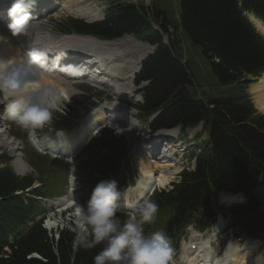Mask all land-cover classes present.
Returning a JSON list of instances; mask_svg holds the SVG:
<instances>
[{
	"label": "trees",
	"instance_id": "obj_1",
	"mask_svg": "<svg viewBox=\"0 0 264 264\" xmlns=\"http://www.w3.org/2000/svg\"><path fill=\"white\" fill-rule=\"evenodd\" d=\"M236 1L180 0L182 26L210 56L213 74L221 84L233 83L243 73L255 76L264 69V43L237 14ZM241 1L264 18V0ZM104 16L99 22L69 19L64 25L103 38H117L133 31L139 38L155 43L160 36L152 22L162 28L168 24L162 10L147 15L143 9L138 11L134 5L122 2L110 4ZM140 76L149 83L139 109L146 116L159 111L150 123L152 129L178 125L185 131L202 122L203 129L209 132L203 152L195 156L194 170L183 171L168 193L152 198L159 208L155 222L148 226L154 224L166 235L174 236L188 223L212 221L217 211L226 216L217 193L228 190L242 192L246 197L244 204L230 211L232 226L241 236L263 238L264 115L252 111L244 95L247 82L206 101L198 99L188 90L192 84L188 69L162 44L146 58ZM125 152L124 141L105 130L93 145L75 156L74 165L79 176L86 178L85 185L93 188L99 181L109 179L106 172H112V164L120 161L114 159L108 164L111 158L123 157ZM32 157L36 175L20 177L8 165L9 157L0 156V264H93L102 245L91 249L74 245L76 236L67 228L59 230L58 240L53 241L41 220H35L44 212L42 200L62 193V186L59 190L53 186L64 181L66 165L49 157ZM36 181L40 185L26 192ZM33 253L40 258L33 257Z\"/></svg>",
	"mask_w": 264,
	"mask_h": 264
},
{
	"label": "clouds",
	"instance_id": "obj_2",
	"mask_svg": "<svg viewBox=\"0 0 264 264\" xmlns=\"http://www.w3.org/2000/svg\"><path fill=\"white\" fill-rule=\"evenodd\" d=\"M36 3L37 0H12L7 10L12 36L29 35L35 26ZM5 42L7 37L0 35V43ZM45 56L39 48L29 47L0 59V94H8V118L22 129L34 130L52 118L53 89L29 88L40 79ZM121 200L132 209L127 218L118 215ZM158 208L149 198H142L133 207L116 180H101L91 190L86 204L75 205L76 220L86 229L77 234L75 242L86 249L102 245L93 264H171L173 250L166 233L145 232V225L156 220Z\"/></svg>",
	"mask_w": 264,
	"mask_h": 264
},
{
	"label": "bare ground",
	"instance_id": "obj_3",
	"mask_svg": "<svg viewBox=\"0 0 264 264\" xmlns=\"http://www.w3.org/2000/svg\"><path fill=\"white\" fill-rule=\"evenodd\" d=\"M97 0H54L51 4V10L55 11L56 13H72L88 20L98 19L101 12L98 8ZM40 17H45L44 15H38L33 18V23L37 21ZM250 20L255 24L257 29L264 33V27L262 23L250 16ZM34 28L29 30V35L26 37L24 35L19 36H12L8 25L4 22H0V35L7 37V42L0 43V59H6L12 56L17 49L27 50L29 47L39 48L42 51H45L42 46L54 44L59 48H64L67 50H71L73 53L77 54L79 51L89 50L94 53H97L101 57V61H107V65L110 67V72L114 74V76L110 77L113 81H124L127 79L126 72L129 71V61L126 59L123 61L124 57L128 56V52L124 51L123 54L119 51L116 46H118L117 41H103L99 40L92 36L80 35V34H68V35H61V36H51L50 32H53L51 29L50 32L44 29L43 22L41 24L34 23ZM43 25V26H42ZM46 27V25H45ZM104 52V53H101ZM140 52V51H139ZM141 54V53H140ZM144 56L141 54L137 58V63L139 60ZM123 61L122 65L119 61ZM118 63L120 65H118ZM135 66V65H134ZM134 69V68H133ZM122 70V73L120 71ZM65 77L57 73L56 71H48L44 69L42 71V75L38 81L35 82L34 85H30L33 88H40V87H50L53 89L54 94H58V92H65L67 97L72 96L74 94V90H71L69 85L64 82ZM119 85H123V83H118ZM73 87V86H72ZM73 89V88H72ZM250 92L252 93V97L254 99L256 107L264 112V73L250 86ZM77 94L76 98L83 99L82 102L85 104L91 100L90 96H85L83 93H75ZM7 95V94H6ZM9 96L5 97L1 103H8ZM1 106V105H0ZM117 103L106 107L104 105L100 106L99 108L95 109L98 116L103 121L105 115L108 113L110 107H118ZM122 118V117H121ZM114 120V119H113ZM108 121V120H107ZM128 122V121H127ZM126 120H122L119 118V123H124L128 126ZM93 120L88 118L85 123L81 124V126L77 129H73L66 134V137L69 139V144L63 145L65 147V151H62L65 155L72 156L75 151L77 152L79 146L77 145L80 141V137L82 135H87L86 138L96 135L97 131L99 130L100 126L98 124H93ZM124 126V125H122ZM117 133H124L123 127L120 125L115 126ZM127 133V132H126ZM130 133V132H129ZM131 138H134L133 136ZM87 140V139H85ZM49 147H44L42 152L47 151ZM143 148L142 142L137 141L134 145V149L132 154L134 155V159L136 160L137 164L139 165L137 168L139 170L140 178L137 180L136 185L133 188H130L124 192V196L130 201L132 206L134 207L138 201L142 198H145V195L149 194L151 190H155L157 188L165 187L169 184L170 181L175 177V175L179 172L178 167L174 166V164L167 163L161 160H154L150 159L147 156V152ZM11 150L15 152L18 148L12 147ZM196 151L190 153V155L195 154ZM66 157V156H65ZM13 167L16 173L18 174H25L28 171V165L23 159V155L21 153L14 154L12 159ZM69 197H63L58 199L57 203L60 205L65 206V202L67 204H71L75 207V203L69 202ZM219 199L221 201H226L229 199H234V195L228 192H222L219 194ZM118 205L120 211H129L131 212V208H127L124 204V201H118ZM61 207V206H60ZM76 216V215H75ZM76 220V219H75ZM77 223V222H75ZM214 231V232H213ZM221 233V228L218 230L213 228L211 233ZM214 236V235H213ZM191 239V238H190ZM210 239H207V243ZM191 244H195L196 248L194 250L187 249L185 246V264H199L203 263V260L207 259V251L202 252L205 250L206 247L200 245L196 239H192L190 241ZM204 243V241H203ZM247 248L252 249L253 246L255 251L257 250V245H248L245 243ZM209 250H213V247H208ZM251 251H240L237 250L235 246L230 245L227 251V257L224 263L222 264H264V255H260L257 258L250 257Z\"/></svg>",
	"mask_w": 264,
	"mask_h": 264
},
{
	"label": "rangeland",
	"instance_id": "obj_4",
	"mask_svg": "<svg viewBox=\"0 0 264 264\" xmlns=\"http://www.w3.org/2000/svg\"><path fill=\"white\" fill-rule=\"evenodd\" d=\"M114 1L117 2V1H122V0H99V1L97 0L98 8L100 9L101 14H100L99 18L96 19V20H100V19L103 18L104 10L107 8V6L110 3L114 2ZM129 1L134 2V3L143 4L145 7H148V4L150 3V1H152L153 3L155 2V3L159 4L160 7L166 9V11L170 15L173 12V15L178 17V12L180 13V0H150V1L149 0H129ZM45 7L46 8L47 7L50 8L51 7V2L47 1L46 4H45ZM73 15H75V14L67 13V12H65V13H56L55 11H51L46 17H42L41 20L35 21L34 23L41 24L43 22L44 26L43 25L42 26L44 27V29L46 31L50 32L51 30L53 31V28H48L46 23H45V21L47 22L49 27L56 28V25L54 24L56 20H59L61 18H65L67 16H73ZM75 16H77V15H75ZM47 18H49V19H47ZM84 19H86V18H84ZM50 22L52 23V25H49ZM45 25H46V27H45ZM51 33L52 32H50V34ZM263 37H264V34H263ZM117 40H118L117 41L118 46H116V48L119 49L121 54H123L124 51L128 52V56L127 57H124V55H123V61L126 60V59L129 61V71H128V73L126 72V76L128 78V77H130L132 75V74L129 75V73L132 72L133 70H135V66L131 65V60L128 57L134 56L136 54L137 50H139L142 47V45L145 46V49H146L147 52L148 51L150 52L153 49V46L150 45L148 47V45H146V44H141V43H136V42L133 43V42L129 41L126 38H122V39L120 38V39H117ZM182 46H183V49H184V53H183L184 59L189 63V68H190L193 76L195 77V79L198 82L199 90H201L203 93H206V94H209V95H214L215 92H217L219 90V85L217 83L216 77L213 75V73L211 71L208 59L202 53V46L200 44H192L190 42L188 43L185 40L182 41ZM139 51H140L139 52V56L141 54H144L142 50H139ZM101 53H104V52H101ZM124 58H126V59H124ZM123 61L121 60V61H119V63L122 65ZM119 63H118V65H120ZM120 73H122V70L120 71ZM64 82L67 85H69L71 90H74V89H72V88H74V86L81 87L85 92L88 93V94H86L85 92H83V94L85 96H87V95L90 96V97L92 96L93 99L97 98L100 101H102L104 105L106 103H112V101H111L112 99L111 98H117L118 100L119 99L122 100L121 97H117L116 95L112 94V92L110 91V89L106 85H89V84L83 83V81L81 79H78L77 81L76 80L75 81H71L69 79H64ZM250 86L251 85H249V87H248V92L250 93V95L252 97V93L250 92L251 91L250 90ZM75 93L82 94L80 92H74L73 95L75 97H77V94H75ZM130 97H131V94L128 91V94L125 95V99H127V100L133 99V98H130ZM78 99L81 100V101L83 100V99H80L79 97H78ZM252 100L254 101L253 97H252ZM3 104H7V103H1L0 104L1 105L0 106V131H2V132H0V154L1 155H5V156H10V157L13 158L14 154H16L18 152L19 153L21 152V154L24 157V161L28 165V171L25 172V174H27V173L32 171V168H31V166L29 165V163L27 161V159H28V155L26 153L27 149L31 148V149L35 150L36 152H39V151H37V149H38L40 144L35 141V139H34L35 133H33V130H27L29 139H27L24 143L20 139H15L14 137L9 136L10 134H12V129H13V126L15 125V123L8 118V115L6 114L5 111L1 112V110L4 108ZM120 105L121 106L118 107V112L108 113V118L105 119V121H101L100 117L98 115H96V114H91L90 117H92L94 122L99 124V125L100 124L101 125L106 124V125L109 126L108 122L111 123V127L110 126L109 127L113 129V132L117 136L124 137L125 140L127 141V143L131 146L130 155L128 157V160H129L128 176H130L131 180L134 181L137 178V175H138L137 171H136V168L139 165H137V163L135 162L134 157L131 154V151H132V148L134 147V145H135V143L137 141H144L145 142V147H146V144H147L146 143L147 142L146 141L147 140L146 137H148L147 132H146L147 131V127L143 123L137 122V120L135 118V115H136L137 111L133 110V113H134V115H132L133 117H129L127 113L125 114V106L123 104H121V103H120ZM68 110L69 109L66 108L64 110V112H65L66 120L70 121L69 122V125H70V123L72 121L71 115H73V114L70 113ZM72 112H78V109H76L75 111H72ZM94 112L96 113V111H94ZM113 115H118V116L122 115V118H120V119L126 120V122L128 121L127 122L128 126L125 125L124 123H119V124L112 123L110 121V119L113 118V117H111ZM137 115H139V112H138ZM4 122H6V124H7V122H10L12 124V126L11 127L7 126L4 129V127H3ZM63 122H67V121H63ZM73 122H74V119H73ZM117 125H120L125 130L124 133H122V135H118L120 133H117V130H116V127H115ZM122 125H124V126H122ZM128 130H130V131H128ZM198 130H200L199 126L196 127V129H193V130L189 131V135L188 136H189L191 142L194 139L195 132L198 131ZM132 136L134 138H131ZM203 139H204V134H202L200 136V138L198 139L199 140L198 143H200V141L203 140ZM193 144L196 145V146H199V145H197L194 142H193ZM12 147L18 148V150H15V152H13L11 150ZM79 148H81V145H80ZM191 149H192V147L190 148L189 145L180 144L179 145V149H178V157H177V159L180 160V162L178 161L177 165H175L174 163H171V162L170 163L174 164V166L178 167V169H180V171L183 168H191L192 163L187 161V159H186V156L188 155V153L191 152L190 151ZM42 154H44V153H42ZM45 154H48V153H45ZM48 155L51 158L60 159L62 162H66V160L69 159V158H70V160H72V157H70V156H66L65 157V155H62L61 157H58V155L55 154L54 152H50V154H48ZM55 155H57V156H55ZM154 160H159V158H154ZM176 179H177V174H176L174 180H172V181H175ZM134 184H135V181H134L133 185ZM169 186L170 185H168V187ZM81 187H82L81 184H79L77 186V188H79V190L81 189ZM168 187H166V188H168ZM71 188H72V192L69 194L70 198H68V199L69 200H73L74 198H76V199L79 200L80 198H78V197H80V193H78V196H77L73 192L75 187H71ZM52 201L53 200L45 202V209H46V212H47L46 216L48 218H50V222H51L50 224H52V222H55L51 218L52 215H53V216H55L56 220L60 221V222H57L58 223V229L65 228V226H67V227H70V226L75 227L77 225V223H75V222H77V220H75L74 210L71 208L69 210V213H66L63 216H60V215L56 216L55 215L56 210L58 208H60V206H63V205H60V203H56L58 200H55L53 202ZM240 201H241V196L237 195V196L234 197V200H232V203H239ZM65 207H69V205L66 202H65ZM48 222L49 221H46V223H48ZM216 224H219V227L222 230L221 233H216V237H215L216 238V242H218V239L219 240L225 239V241L231 243V245L236 246L237 250H240V251H243V252L245 250L246 251L252 250L250 257H253V258H257L260 255H264V243L263 242L258 241V240H257V242H254V241H251L253 239H247V240L240 241L241 245L238 246V245H236L238 243V239L234 238V237H231V234H233V235H236V234L233 233L232 230L226 226V220H224L221 215H219L217 217ZM75 229L78 232V229L77 228H75ZM183 234H185L187 236L186 237L187 241H190L191 239H196L197 241H199L201 243H203V241L205 243V240L201 239L202 238L201 236L205 237L209 233L199 232V231H197V229H195V231L192 230L191 233L188 232V233H183ZM212 236H213V234H212ZM209 238H211V236H209L208 239ZM245 242H247L248 245H257L258 248H257L256 252H254L255 251V249H254L255 246H253L252 249L247 248L245 246ZM204 251L205 250H202V252H204ZM183 252L184 251L182 249L180 251V256L183 255ZM184 257H185V254H184Z\"/></svg>",
	"mask_w": 264,
	"mask_h": 264
},
{
	"label": "water",
	"instance_id": "obj_5",
	"mask_svg": "<svg viewBox=\"0 0 264 264\" xmlns=\"http://www.w3.org/2000/svg\"><path fill=\"white\" fill-rule=\"evenodd\" d=\"M92 108H97L99 106V104L97 102H94L90 105ZM37 258H39L38 256H35Z\"/></svg>",
	"mask_w": 264,
	"mask_h": 264
}]
</instances>
